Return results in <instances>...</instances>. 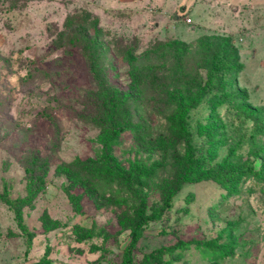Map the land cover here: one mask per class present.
Wrapping results in <instances>:
<instances>
[{
  "label": "rangeland",
  "instance_id": "374dc122",
  "mask_svg": "<svg viewBox=\"0 0 264 264\" xmlns=\"http://www.w3.org/2000/svg\"><path fill=\"white\" fill-rule=\"evenodd\" d=\"M263 121L264 0H0V264H264Z\"/></svg>",
  "mask_w": 264,
  "mask_h": 264
},
{
  "label": "trees",
  "instance_id": "16d2710c",
  "mask_svg": "<svg viewBox=\"0 0 264 264\" xmlns=\"http://www.w3.org/2000/svg\"><path fill=\"white\" fill-rule=\"evenodd\" d=\"M233 64H228L226 65V63L224 62H220V64H218L217 66L213 67L214 73L219 72L220 70H230L229 68L233 69ZM231 71V70H230ZM212 75H210V79ZM203 96V95H201ZM201 97L198 99L197 103L200 102ZM111 99H109L108 97H106L105 95L103 97L100 96V94H96L95 98L92 102H90V106H89V111L86 114H82L80 115V117L82 119L85 120H91V121H95L96 123H98L99 125L102 126L103 129L107 130V132L111 133L112 137L115 139L119 136V133L121 132V128H118L117 123L114 121L113 116H112V109H111ZM190 108L187 107L185 109V113L188 111V109ZM263 132H264V121H263ZM108 146H106L105 148V153H104V163L106 164V168L110 169L112 168V172L115 173H119V174H123L121 172V170L116 169V167L113 164V157H112V147L114 146V143L112 142H108ZM110 145V147H109ZM256 155V154H255ZM257 157V156H255ZM28 173H30L31 171L28 169L27 170ZM226 173L231 174V175H248V176H254L260 180H263L261 177L262 172H264V169L260 170V171H256L253 167V163L249 162L248 164H246L244 167L242 168H230L225 170ZM34 180V179H32ZM35 181V180H34ZM40 182L42 180H39ZM187 182L191 181V180H186ZM40 192V189L37 188L36 191H34V194H38ZM172 196H169L167 198V203L166 206L168 208H170V206L172 205ZM4 202L6 204H8L15 212L16 214V219L17 222L20 226H22L23 224V217L21 215L20 209H16L15 208V203L13 201H11L10 199H4ZM153 218H149V217H142L137 226L133 229L132 233H131V242L130 245L126 248L124 254H125V259L123 261V264H133V256H134V251L138 245L139 242V234H140V230L143 227L144 224H146L149 220H152ZM38 264H49L47 261V254L45 256V259L43 262H40Z\"/></svg>",
  "mask_w": 264,
  "mask_h": 264
},
{
  "label": "built area",
  "instance_id": "2783aa9c",
  "mask_svg": "<svg viewBox=\"0 0 264 264\" xmlns=\"http://www.w3.org/2000/svg\"><path fill=\"white\" fill-rule=\"evenodd\" d=\"M188 22H191V20H190V19H188Z\"/></svg>",
  "mask_w": 264,
  "mask_h": 264
}]
</instances>
